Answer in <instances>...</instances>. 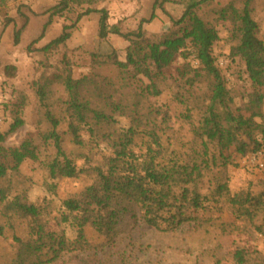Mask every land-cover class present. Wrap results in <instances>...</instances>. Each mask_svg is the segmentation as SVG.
I'll list each match as a JSON object with an SVG mask.
<instances>
[{"label":"rangeland","instance_id":"obj_1","mask_svg":"<svg viewBox=\"0 0 264 264\" xmlns=\"http://www.w3.org/2000/svg\"><path fill=\"white\" fill-rule=\"evenodd\" d=\"M187 1L169 0L163 3L162 8L156 9L154 19L143 25L145 39L158 40L172 27L173 21L182 16ZM58 2L6 0L5 5L0 2V133L8 134L16 118L23 121L20 128L8 134L5 142V147L19 162V167L8 172L0 181V188L7 189L4 201L19 198L35 206L40 210V224L46 232L63 233L67 241L73 243L77 231L61 222L64 211L62 202L77 199L95 179L83 175L70 179L50 178L46 164L55 152L52 142L43 139L50 128L45 117L46 107L41 104L36 87L69 71L74 80L94 75L97 81L105 78L107 83L101 86L102 93H113L114 98L108 99L111 103L122 100V106L128 107L136 101L128 88L122 90L118 70L113 65V60L125 61L129 43L117 36L100 40L98 14H90L76 22L78 13L85 8L73 7L61 16H54L44 37L36 44H31L47 23L49 10ZM153 3L154 0H108L99 4L98 8L108 11L110 25L120 23L122 32L127 33L137 30L142 20L150 18ZM231 4L236 9L242 7L241 3L234 0H214L204 6L199 14L214 26L218 35L211 53L227 91L228 106L234 114L249 118L255 110L250 109V100L257 86L250 83L244 62L230 54L231 48L236 45L232 35L233 24L221 20L218 14V11ZM7 17L12 22L4 27ZM251 17L257 26V38L264 42V0L252 2ZM71 25V37L65 46L48 53L40 50L59 37L65 26ZM19 30V42L15 44L13 36ZM185 51L192 52L190 47ZM184 64L192 69L198 68L194 55L190 54L185 60L179 58L166 72V79L158 84L161 94L141 99L136 111L141 116L142 125L135 136V152L140 151L141 139H147L148 133L154 131L169 157L174 156L183 161L201 150V140L196 137L193 128L198 127L202 104L208 101V87L202 76L200 82L196 83V89L188 93V88L181 86L182 81L176 72ZM62 86L59 83L51 86L50 101L66 99ZM111 111V108L107 109L114 119L109 131L116 139L130 127L131 118L129 110L124 114L118 111L113 114ZM260 113L264 116V102ZM253 119L256 123L261 122L260 116L255 115ZM59 132L63 148L78 168L84 165L83 157H89L91 164H96L111 155L112 145L107 132L106 138L84 133L82 138L85 145L81 149L75 148L70 142L66 135V123L59 127ZM24 140L31 141L36 147L39 156L37 161L22 159L18 147ZM237 147V144H232L223 151V157L228 158L224 164L218 147L214 143L209 145L208 156L210 160H215V166L210 167L198 185L200 193L207 195L208 202L203 209L193 213L196 219L191 223L175 231L161 232L145 225L137 214H125L118 220L112 241L87 225L84 227L86 245H83V249L71 248L47 264H234L236 249L246 253L244 264H264V236L255 230V227L264 230V208L250 223L247 219H237L229 203V199L236 194H249L261 198L264 205V178L241 167L242 156L237 153ZM222 184L227 186V191L218 196L216 187ZM27 225L26 221L7 218L0 212V227L3 229L0 236V263L13 259L16 247L14 237L27 238Z\"/></svg>","mask_w":264,"mask_h":264},{"label":"trees","instance_id":"obj_2","mask_svg":"<svg viewBox=\"0 0 264 264\" xmlns=\"http://www.w3.org/2000/svg\"><path fill=\"white\" fill-rule=\"evenodd\" d=\"M105 1L108 0H59L49 10L47 23L31 44H36L44 37L46 28L54 16H61L73 7L85 8L78 13L76 22L90 14H98L100 40L117 36L129 43L125 61L113 60V65L118 70L122 90L128 88L136 102L128 107L122 106V100L116 104L109 102L108 99L114 98V95L102 93L101 86L107 81L105 78H99L97 81L96 75L74 80L67 71L64 75L56 76L53 81L49 79L44 84L37 85L38 97L46 107L45 117L50 128L43 139L45 142H52L55 152L46 164L50 178L70 179L83 175L91 176L95 181L85 188L77 199L62 202L64 211L61 222L69 224L77 231V238L73 243H69L63 233L46 232L40 224V210L35 206L19 198L4 201L7 189L0 188L1 214L7 218L26 221L29 230L27 238L14 237L16 247L13 259L0 264H47L71 248L83 249V245H86L84 227L87 225L112 241L118 220L125 214H137L145 225L157 231H175L180 226L194 221L196 218L193 213L203 209L208 202L207 195L200 193L198 185L202 183L210 167L215 166V160H210L208 156L210 144L214 143L218 147L224 164L228 158L223 157V151L232 144L238 145L237 153L240 156L264 149V116L260 113L264 102V42L257 38V26L251 17V4L254 0H234L242 4L241 9H236L231 4L218 11L221 20H228L233 24L232 35L236 45L231 48L230 54L244 62L250 83L257 86L250 100V109L255 110L249 118L234 114L228 106L227 91L211 53L218 35L214 26L199 14L204 6L214 0H188L182 16L173 21L172 27L156 41L145 39L143 25L150 23L154 19V11L162 8L163 3L169 0H154L150 18L142 20L137 30L127 33L122 32L120 23H108V11L98 8V5ZM0 2L5 5L6 0ZM10 22L12 19L7 17L4 27ZM72 28L73 25L65 26L59 37L40 50L48 53L65 46L71 37L69 30ZM20 32L17 31L13 36L15 44L19 42ZM187 47H190L192 52L187 53ZM190 54L194 55L198 68L192 69L188 64H184L177 68L176 72L178 79L182 81L181 86L188 88L190 94L196 89L200 78L205 77L208 101L202 104L203 111L200 113L198 127L193 128L194 134L201 140V150L195 151L193 156L183 161L174 156L169 157L167 149L153 130L154 132L148 133L147 139H141L140 151L135 152V136L142 125L141 116L136 111L141 99L159 96L161 90L158 84L166 79V72L179 58L185 60ZM54 83L63 85L66 99L50 101V88ZM108 108H111L113 114L117 111L124 114L129 110L131 125L116 139L112 137V131H109L114 119L107 113ZM255 115L261 117L260 123L254 121ZM63 123H66V135L75 148L84 147V133L106 138L107 132L108 141L112 145L111 155L96 164H91L89 157H83L84 165L76 167L62 146L59 127ZM22 125L23 121L16 118L8 134L14 133ZM8 134L0 133V181L9 171H15L19 167V162L5 147ZM240 136L244 138L239 139ZM18 151L22 159L37 161L39 158L36 147L29 140L22 141ZM226 191L225 184L217 185L216 195L220 196ZM229 203L237 219H247L250 223L254 222L264 208L261 198L249 194H236L229 199ZM255 230L264 236L261 227H255ZM2 234L3 229L0 227V236ZM45 250L48 253H44ZM245 258L246 253L242 249H236L233 254L234 264H244Z\"/></svg>","mask_w":264,"mask_h":264},{"label":"built area","instance_id":"obj_3","mask_svg":"<svg viewBox=\"0 0 264 264\" xmlns=\"http://www.w3.org/2000/svg\"><path fill=\"white\" fill-rule=\"evenodd\" d=\"M240 164L248 172L259 174L264 178V149L246 153L241 157Z\"/></svg>","mask_w":264,"mask_h":264}]
</instances>
